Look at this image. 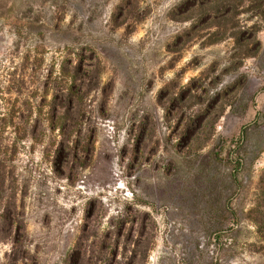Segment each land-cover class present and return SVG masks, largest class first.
Segmentation results:
<instances>
[{
	"label": "rangeland",
	"instance_id": "rangeland-1",
	"mask_svg": "<svg viewBox=\"0 0 264 264\" xmlns=\"http://www.w3.org/2000/svg\"><path fill=\"white\" fill-rule=\"evenodd\" d=\"M3 114L0 264H264V0H0Z\"/></svg>",
	"mask_w": 264,
	"mask_h": 264
},
{
	"label": "trees",
	"instance_id": "trees-1",
	"mask_svg": "<svg viewBox=\"0 0 264 264\" xmlns=\"http://www.w3.org/2000/svg\"><path fill=\"white\" fill-rule=\"evenodd\" d=\"M65 100V103H64V108H65V113L66 111L68 112L70 109L73 108L74 104H73V99L70 97V96H66V98L64 99ZM20 119H22L21 116L19 115H11V116H6L5 117V114H3L2 116H0V150H2V146H3V141H4V138L2 137L3 135V132L5 131V125L7 123H12L13 121H19ZM20 139V138H18ZM8 174H7V171L5 170V166H4V155H3V152L0 151V194L5 192L7 190V187H8ZM11 203H9V201L6 203L5 206H10ZM4 210V209H3ZM5 212L7 211L6 209L4 210ZM3 220L4 222L8 221L10 219L6 218V217H3Z\"/></svg>",
	"mask_w": 264,
	"mask_h": 264
}]
</instances>
